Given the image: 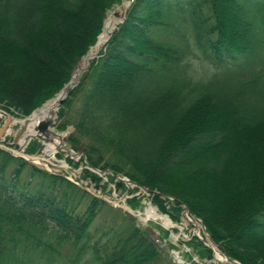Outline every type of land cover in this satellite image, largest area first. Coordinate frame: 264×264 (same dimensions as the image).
I'll use <instances>...</instances> for the list:
<instances>
[{
  "label": "trees",
  "instance_id": "16d2710c",
  "mask_svg": "<svg viewBox=\"0 0 264 264\" xmlns=\"http://www.w3.org/2000/svg\"><path fill=\"white\" fill-rule=\"evenodd\" d=\"M122 1L0 0V109L25 118L55 97ZM57 119L87 163L58 158L81 165V178L104 192L126 189L116 180L126 177L173 222L187 208L230 259L264 264V0H132ZM39 148L34 139L25 153ZM92 169L113 174L100 185ZM161 231L147 235L64 174L0 147V264L22 263V244L90 252L99 264H174ZM186 244L213 258L203 240Z\"/></svg>",
  "mask_w": 264,
  "mask_h": 264
},
{
  "label": "rangeland",
  "instance_id": "374dc122",
  "mask_svg": "<svg viewBox=\"0 0 264 264\" xmlns=\"http://www.w3.org/2000/svg\"><path fill=\"white\" fill-rule=\"evenodd\" d=\"M114 11H119V6H116L113 9L109 10L106 14V18L110 14H112ZM116 20L118 22L119 18L117 17ZM98 53H99V51H98ZM80 99L81 98H78L74 102L73 110L70 113L71 119H74L75 110H77L79 105H80V101H81ZM57 112H58V110H57ZM6 117H7V115L5 113L1 112L0 129L2 128V125H3ZM57 121H58V119L56 116V119L53 122L52 127H51L52 131H54V132H56L62 136L68 135L70 132H72V130H73L72 125L69 126L68 129L64 132L57 131V129L55 128V124L57 123ZM20 128H21L20 124H15V125L10 126L9 129L11 130V132H10V134L3 135L2 140H0V147L11 151L13 154L14 153L20 154V153H17V151H16L17 148L10 146V145H15V146L19 147V145L13 144V139H14V137H16L19 134ZM50 138H51V140L49 142H46V143L43 142L42 140L36 139L38 142H40L39 152L34 154V155L40 156L39 162L38 163L36 162L38 164L37 165L38 167L43 168V169H47L52 173L64 174L68 179H70L73 182H76L79 185H82L83 187H85L90 193H92L96 196H100L102 199H105V200L111 202L112 204L125 206L128 209H131V212L133 214H135L138 218L137 223L142 225V226H145V225L150 226L153 229L152 233H154L155 236H158L159 233H162V231H161L162 229L167 230L169 232V236L167 238L168 241L171 244L175 245V247H176L175 249H172V250L178 251L179 255L182 257V259L185 260L186 262H188L189 264H229L225 261H214L213 262L207 258H203V257L199 258L198 255H196V253L194 251H192L193 249L191 247L187 246L186 243L191 239V237L194 234L198 235L200 238L203 239V243L205 246H207L206 244L210 245L209 237L203 232L202 227H201V223L199 222V220L191 217L190 218L192 221L191 222L188 218V217H190V215L186 214V212H183V214L181 215L179 223L172 221L173 226L169 227V228L165 227L160 220L152 219V218L145 220L146 210L149 207L154 208L155 211L157 213H159V211L155 207V205H153L151 203L150 198H149L147 193H144L143 191H141V192L138 191V192L133 194L130 192V190L134 187H132L130 184L125 183L126 189L122 190V189L116 187L115 184L111 183V182H109L107 184L105 191L102 192V189L95 186V184L92 181H90L88 178H81V173H82V168H83L81 165H79V167L74 168V167H71L70 165H68L64 159L58 158V154L63 152V151H60L58 149L60 146V142H63V145H65V147H66L65 141H62V140L58 139L57 137H50ZM32 140H34V139H32ZM54 141L57 142V146L55 147L53 155H49V154L44 153L43 150L46 148L45 145H52ZM17 143L19 144L20 140L17 141ZM26 147H27V145L26 146L23 145L20 148L23 151H25ZM77 153H80V152H77ZM64 156H66L65 153H64ZM77 160L78 159L75 158V161H77ZM107 174H109V171H106V173L100 174V176L103 177L102 181L100 182V185L104 184L105 182H108V178L106 176ZM119 177L123 178L122 176H117L116 180L119 181ZM133 196L144 197L142 199V207L141 208L132 209L127 204L126 200L130 199ZM174 229H176V231H174ZM105 239L106 238L104 237L102 242H104ZM167 239H166V241H167ZM161 245H164V242H162ZM26 246H27V244H22L20 246L19 251L17 252V254L19 256H21L22 263H20V264H23V263L24 264L25 263H27V264H99V262L96 260L95 256L90 252H85V253L81 254L80 256H76L74 251H71L68 247L67 248L64 247V248H59L58 253L56 251V253L50 254L49 251H46V250L43 251L42 247H39L38 249H33L32 246H31V250L23 251L22 248H24ZM211 246H212V248H214V250H213L214 253L217 252L221 257L224 258V254L221 253L219 249L214 247L212 244H211ZM49 255L54 260V262H49L47 260V257ZM169 258H170V261H172L171 257H169Z\"/></svg>",
  "mask_w": 264,
  "mask_h": 264
},
{
  "label": "water",
  "instance_id": "95a60500",
  "mask_svg": "<svg viewBox=\"0 0 264 264\" xmlns=\"http://www.w3.org/2000/svg\"><path fill=\"white\" fill-rule=\"evenodd\" d=\"M131 2H132V0H123L122 3H121L120 5H118V6H119L120 13H119V11H114V12L112 13L115 17H118V18H119V21L116 23V25L114 26L113 30L117 28V26H118L119 23H122V22H123L124 17H125L126 10L129 8ZM103 26H104V25H103ZM113 30H112V31H113ZM111 33H112V32H111ZM111 33L109 34L107 40L110 38ZM99 35H100V34H99ZM97 39H98V38H97ZM96 42H97V41H96ZM95 44H96V43H95ZM94 46H95V45H94ZM103 46H104V45H102V46L100 47L99 51L103 48ZM91 48H92V47H91ZM89 51H90V50H89ZM89 51L87 52V54H86L84 57H86V56L88 55ZM97 54H98V53H97ZM97 54L94 55L91 59L97 57ZM84 57H83V58H84ZM83 58H82V59H83ZM82 59H81V60H82ZM79 63H80V62H79ZM79 63H78V65H79ZM78 65H77V67H78ZM88 65H89V62L87 63V65H86L85 67H83V69H81V71H80L79 74H78V77H77V80H76V81H73V79L71 78V80H70V81H69V82H68V83H67V84L61 89V91H60L59 93L56 94L55 97H57V96H60V97H61V98H60V102H62L63 99L66 97V95H67V90H68L69 88H72V87H74V86L77 85L79 77L82 75V73H83V72L85 71V69L88 67ZM77 67H76V68H77ZM55 97H53V98H55ZM53 98H51V99H53ZM51 99H49V100H51ZM49 100H48V101H49ZM46 102H47V101H46ZM46 102H45V103H46ZM36 110H37V109H36ZM36 110H34L29 116H31ZM0 111L3 112V113H5V114L7 115L5 121H4L3 125H2V128L0 129V140H2L3 135L10 134V133H8V132H9V130H10L9 127L12 126V120H13V119H20V118H17V117H15V116L11 115V114H8V113H6L5 111H3V110H1V109H0ZM29 116H27V117H25V118H22V119H27ZM50 125L52 126V124H49V123H41V124L38 125L37 128H36V135H35V136L31 137L30 139H27V140L25 141V143H23V144H21V143L18 144L17 141L21 140V137L24 135V132H25V126L22 125V127L20 128L19 134H18L16 137H14V139H13V144L19 145V147L16 149V151H17V153H20V154H16V153L13 154L11 151H10V152H11L14 156L21 157V158H23L24 160H26V161H28V162L34 164V165H38V164H37L36 162H34L33 160L27 158V156H33V155H30V154L25 153V151H23L20 147L23 146V145H24V146L28 145V143H29L32 139H39V140H42L43 142L46 143V142H49V141L51 140L50 137H57L58 139H60V140H62V141H66L68 135H64V136H62V135H60V134H58V133L52 131L51 129H49ZM50 128H51V127H50ZM7 131H8V132H7ZM45 146H47V145H45ZM9 148H10V147H9ZM58 149H59L60 151H63V152L65 153L66 157H69V158H72V159H75V158L79 159V158L82 157L83 160H84V162L87 163V162H86L85 155H84L83 153H77V152H75V151H73V150H70V149L66 148L65 145H63V142H60V146H59ZM5 150H7V149H5ZM8 151H9V150H8ZM43 152L45 153L44 150H43ZM42 169H43V168H42ZM46 170H47V169H46ZM47 171H49V170H47ZM93 171L96 172V173L99 174V175L102 174V173H104V172H102V171H100V170H98V169H93ZM109 173L113 174V171L110 170ZM119 181L126 182V183L130 184L132 187H138V189H139L140 192L143 191L144 193L149 194V190H148L147 188H145V187H143V186H138L135 182H133V181L127 179V178H125V179H121V178H119ZM119 185H121V182H119ZM167 197H168V196H167ZM104 200H105V199H104ZM105 201L108 202V203H110L111 206H112L115 210H117L118 212L123 213L127 219H129V220H131V221H136V222H137L138 218H137V216H136L135 214H133V213L131 212V209H128V208L125 207V206H120V205H117V204H112L111 202H109V201H107V200H105ZM185 210L188 211L187 208H185ZM160 214L163 215V216H165V217H167V218L171 221V219L169 218L168 215H165V214H162V213H160ZM148 219H149V218H145V220H148ZM198 220H199L200 223H201V227H202L203 232L209 237L208 233H207L206 230H205V226L203 225L202 221H201L200 219H198ZM190 221H191V220H190ZM171 222H172V221H171ZM191 222H192V221H191ZM145 229H146V233H147V235L151 234L152 231H153V229H152L150 226H148V225H145ZM195 235H196V234H195ZM196 236H197V235H196ZM201 239H202V238H201ZM209 241H210V243H211L214 247L218 248L217 245L213 243V241L211 240L210 237H209ZM211 244H210V245H209V244H206V245H207L208 247H211V248H212ZM212 249L214 250V248H212ZM169 254H170V257L172 258V261H173L174 264H189V263L185 262V261L179 256V254H178L177 251L172 250V251L169 252ZM215 260H216V256H215V253H214V254H213V259H212V261L214 262ZM225 261H226L227 263H229V264H240V263L237 262L236 260H232V259H230V258L227 257V256H225Z\"/></svg>",
  "mask_w": 264,
  "mask_h": 264
},
{
  "label": "bare ground",
  "instance_id": "6f19581e",
  "mask_svg": "<svg viewBox=\"0 0 264 264\" xmlns=\"http://www.w3.org/2000/svg\"><path fill=\"white\" fill-rule=\"evenodd\" d=\"M120 13V10H119ZM117 17H115L113 14H110L104 21V26L103 30L98 36L97 42L95 46H93L88 55L84 57L81 62L79 63L78 67L74 70L72 79L73 81L77 80L78 74L87 65L89 60L98 53L100 47L105 44L107 41V38L109 34L112 32L114 26L117 23L116 20ZM60 96H57L46 103H44L38 110H36L31 116H29L27 119H13L12 120V125L15 124H20L21 127L22 125L25 126V132L24 135L22 136L20 143L23 144L27 139H30L31 137L36 135V128L38 125L41 123H49L53 124V122L56 119L57 116V110L59 108V103H60ZM1 115V111H0ZM18 118V117H17ZM50 127H52L50 125ZM49 127V129H51ZM8 132V131H7ZM11 130H9L8 133H10ZM56 140V139H55ZM57 146V142L54 141L52 145H47L46 148L44 149L46 154L53 155L55 147ZM33 156H27V158L33 160L34 162H39V155H34ZM146 218H152V219H157L160 220L163 225L167 228L172 227L173 224L172 222L165 216L161 215L160 213H157L154 208L149 207L146 210ZM210 243V241H209ZM216 260L215 261H225L223 257H221L217 252H215Z\"/></svg>",
  "mask_w": 264,
  "mask_h": 264
}]
</instances>
